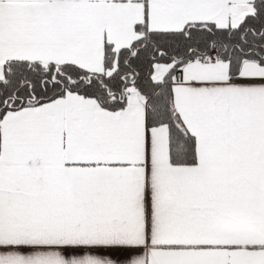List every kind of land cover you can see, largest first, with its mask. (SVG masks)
I'll list each match as a JSON object with an SVG mask.
<instances>
[{"label":"snow or ice","instance_id":"1","mask_svg":"<svg viewBox=\"0 0 264 264\" xmlns=\"http://www.w3.org/2000/svg\"><path fill=\"white\" fill-rule=\"evenodd\" d=\"M0 264H264V0H0Z\"/></svg>","mask_w":264,"mask_h":264}]
</instances>
